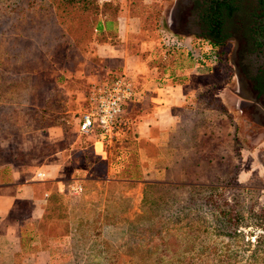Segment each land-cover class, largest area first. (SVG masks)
Returning a JSON list of instances; mask_svg holds the SVG:
<instances>
[{
  "label": "rangeland",
  "instance_id": "rangeland-1",
  "mask_svg": "<svg viewBox=\"0 0 264 264\" xmlns=\"http://www.w3.org/2000/svg\"><path fill=\"white\" fill-rule=\"evenodd\" d=\"M19 1L22 10L6 9L5 16L13 22V42L21 41L17 34L28 37L20 44L23 56L11 60L9 79L0 83V164L18 155V164L39 163L42 149L53 151L47 142L57 134L62 144L75 142V166L91 167L92 176L77 195L51 196L45 216L58 238L41 264H264V152L243 154L259 142L244 137L255 125L246 126L229 111L236 72L232 44L212 47L190 37L188 55L203 61L194 73L208 77L206 89L195 107L181 112L166 155L173 166L164 176L142 177L130 129L129 135L118 133L111 148L106 145L108 162L100 160L98 144L93 150L92 136L76 132L90 84L119 75L106 72L115 65L94 55V28L129 9L142 17L146 34L157 38L160 54L184 56L187 41L160 15L177 0H8V8ZM210 52L215 63L208 60ZM122 140L126 151L117 166L112 148ZM44 227L27 225L24 231ZM22 254L14 264H25Z\"/></svg>",
  "mask_w": 264,
  "mask_h": 264
},
{
  "label": "crops",
  "instance_id": "crops-1",
  "mask_svg": "<svg viewBox=\"0 0 264 264\" xmlns=\"http://www.w3.org/2000/svg\"><path fill=\"white\" fill-rule=\"evenodd\" d=\"M175 13L176 2H173L169 12L160 13L170 31ZM97 28L94 55L106 64L115 65L105 67L106 72L125 75L136 91V99L123 108L120 121L130 126L140 163V175L145 177L154 172L164 176L173 166L167 162L171 159H166L172 149L170 138L179 127L182 113L188 111L190 106L195 107V98L206 89L204 81L208 80L205 75L194 73L203 65H200V59L189 58L193 47L191 38L182 36L184 43L187 41L188 44L184 45V56L173 55L172 58L166 55L167 50L160 54L156 50L159 47L157 38L152 39L151 32L146 34L142 17L129 9L115 17L102 18L97 22ZM165 39L163 45L172 48V44H167ZM234 76L235 92L229 101L234 109L229 111L246 121V126L255 125L249 126V133L244 136L250 143L256 138L259 140L255 148L242 152L249 156L264 152V104L261 98L254 100L247 83L236 72ZM246 114H249L248 117L243 118ZM90 136L94 138L92 146L95 148V137ZM50 141L47 143L53 145V151L42 149L37 164H18L17 161L23 157L19 155L13 162L0 164V260L4 262L20 252V241L22 244L26 238L22 229L42 221L53 194L62 197L65 191L69 193L71 187L79 186L81 190L82 182L91 180V167L75 166L78 165L74 157L75 142L62 144L57 134ZM106 145H99L100 160L108 162L109 154L104 150ZM37 173L42 174L43 179L36 178ZM66 183L69 185L66 186ZM50 255V247L36 235L30 243L27 262L41 264L49 260Z\"/></svg>",
  "mask_w": 264,
  "mask_h": 264
},
{
  "label": "flooded vegetation",
  "instance_id": "flooded-vegetation-1",
  "mask_svg": "<svg viewBox=\"0 0 264 264\" xmlns=\"http://www.w3.org/2000/svg\"><path fill=\"white\" fill-rule=\"evenodd\" d=\"M172 31L212 47L231 43L233 69L264 104V0H177Z\"/></svg>",
  "mask_w": 264,
  "mask_h": 264
},
{
  "label": "built area",
  "instance_id": "built-area-1",
  "mask_svg": "<svg viewBox=\"0 0 264 264\" xmlns=\"http://www.w3.org/2000/svg\"><path fill=\"white\" fill-rule=\"evenodd\" d=\"M210 63L217 60L216 54L210 52ZM136 99V91L130 79L119 74L110 80L90 84L83 96L82 109L77 119V132L80 135H93L95 143L104 146L110 142L121 118L123 108ZM95 151V148L93 147ZM101 152V149H100ZM43 179V175L36 174ZM80 187H71L69 193L77 195Z\"/></svg>",
  "mask_w": 264,
  "mask_h": 264
},
{
  "label": "trees",
  "instance_id": "trees-1",
  "mask_svg": "<svg viewBox=\"0 0 264 264\" xmlns=\"http://www.w3.org/2000/svg\"><path fill=\"white\" fill-rule=\"evenodd\" d=\"M66 1L69 3H72V2H77L78 0H66ZM9 5H10V3L8 2V0H0V13L2 14V16L0 17V83H3V81H6L7 79H9V76L11 74L10 62L12 59L18 60L23 56V55L21 56V54L18 53L19 51L21 52L20 44L21 43L26 44L22 40H24V38L28 37V36L17 34L16 37L21 41L19 43L18 42L16 43V42H13L11 40L12 33L9 32V30H10V27H11L13 22L9 25V18L5 16L7 14L5 11H6V9H8V10H12V13H15L16 11L22 10L23 4L19 1V2H16L14 5L10 6V8H8ZM18 21H20V20H18ZM94 33H98L97 23H96V26L94 28ZM26 52H28V51H26ZM202 55H203V53H202ZM204 56H206V54H204ZM206 58H207V56L203 59H206ZM199 62H200V65L203 64L202 60ZM129 129H130V126L127 123L119 120L117 122L114 135L109 142L110 148H111V145H114L116 143L117 134L124 132L125 133L124 135H129ZM125 143L127 144L126 140H124V141L122 140L121 146H114L112 148V150L115 151L114 152V156H116V163L115 164L117 166L120 162H122V159L119 156L123 157V155L126 151V147L122 146ZM128 143H130V142H128ZM133 143L135 144V142H133ZM133 154H134L135 158L137 159L136 149H134ZM108 160H109V158H108ZM133 178H135V179H133ZM131 180L140 181V179L136 178V177H130L129 181H131ZM152 185H166V184L153 182ZM50 224H52V223L49 222L48 217H46L44 215V218L42 219V221L40 223L32 224V225H37V226L38 225L39 226L40 225H44V226L46 225V227H44V229L46 231L45 230H43V231L39 230V231L33 232V233L26 232V231H24V229L26 228V226H25V228L22 229V231H23L22 234L25 235L26 238L22 244L20 241V246H21L20 252L25 254V256L22 253L18 252V254H16V256H14V258H16V257L20 256V254H22L24 256V263L29 264L27 262L29 259V257L27 256V253H28V251H30V243H32V239L34 237H36V235L40 236L42 238V243H44L45 245L50 247L49 244L52 241L57 240V238H58V236L51 230V228H49ZM28 235H29V237H28ZM50 252H51V249H50ZM14 258L10 259V261H7V262L0 260V264H3V263L4 264H14Z\"/></svg>",
  "mask_w": 264,
  "mask_h": 264
}]
</instances>
